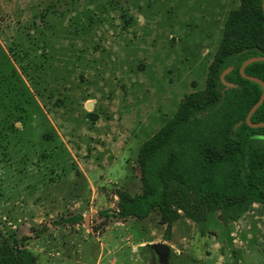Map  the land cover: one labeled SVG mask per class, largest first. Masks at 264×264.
<instances>
[{
    "label": "rangeland",
    "instance_id": "rangeland-1",
    "mask_svg": "<svg viewBox=\"0 0 264 264\" xmlns=\"http://www.w3.org/2000/svg\"><path fill=\"white\" fill-rule=\"evenodd\" d=\"M239 0H0V240L35 264H264V204L222 221L101 215L137 150L205 86ZM94 115V118L92 116Z\"/></svg>",
    "mask_w": 264,
    "mask_h": 264
},
{
    "label": "trees",
    "instance_id": "trees-1",
    "mask_svg": "<svg viewBox=\"0 0 264 264\" xmlns=\"http://www.w3.org/2000/svg\"><path fill=\"white\" fill-rule=\"evenodd\" d=\"M261 54L262 0H239L223 22L205 86L186 92L176 111L140 143V190L118 188L117 207L101 210V215L144 218L156 210L168 238L181 216L200 222L218 210L226 222L254 202L264 204V125L252 126L245 120L262 85L239 69L246 58ZM228 66L225 78L233 83L230 86L220 78ZM244 71L264 81V60L249 62ZM250 120L264 121V99ZM35 262V254L19 238L0 240V264Z\"/></svg>",
    "mask_w": 264,
    "mask_h": 264
},
{
    "label": "water",
    "instance_id": "water-1",
    "mask_svg": "<svg viewBox=\"0 0 264 264\" xmlns=\"http://www.w3.org/2000/svg\"><path fill=\"white\" fill-rule=\"evenodd\" d=\"M262 8H263V11H264V0H262ZM259 59H262L264 60V55L261 54V55H253V56H250L248 58H246L240 65V72L243 76L245 77H248L250 79H253V80H256L258 81L261 85H262V92L259 96V98L256 100V102L251 106V108L249 109L246 117H245V120L248 124L252 125V126H257V125H264V121H251L250 120V116L251 114L253 113V111L257 108V106L263 101L264 99V81L259 78L258 76H255V75H250V74H247L245 71H244V67L251 61H254V60H259ZM231 69V66H228L227 68H225L221 74H220V78H221V81L226 85V86H230V85H233L232 82L228 81L226 78H225V74ZM236 125L237 124H234L232 129H231V134H233L235 128H236ZM149 246L153 249V251L155 252L156 256H157V260L159 263L161 264H170V247L169 245L164 242V241H157V242H153V243H149Z\"/></svg>",
    "mask_w": 264,
    "mask_h": 264
},
{
    "label": "crops",
    "instance_id": "crops-1",
    "mask_svg": "<svg viewBox=\"0 0 264 264\" xmlns=\"http://www.w3.org/2000/svg\"><path fill=\"white\" fill-rule=\"evenodd\" d=\"M173 227H174V224H173Z\"/></svg>",
    "mask_w": 264,
    "mask_h": 264
}]
</instances>
